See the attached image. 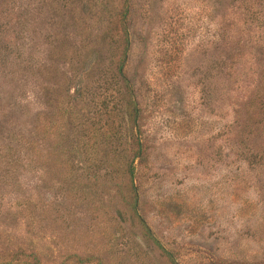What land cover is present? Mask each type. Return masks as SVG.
<instances>
[{"label": "rangeland", "instance_id": "374dc122", "mask_svg": "<svg viewBox=\"0 0 264 264\" xmlns=\"http://www.w3.org/2000/svg\"><path fill=\"white\" fill-rule=\"evenodd\" d=\"M126 3L141 214L180 264L264 260V0ZM121 6L0 0V264H163L114 185L69 167L91 93L109 92Z\"/></svg>", "mask_w": 264, "mask_h": 264}, {"label": "trees", "instance_id": "16d2710c", "mask_svg": "<svg viewBox=\"0 0 264 264\" xmlns=\"http://www.w3.org/2000/svg\"><path fill=\"white\" fill-rule=\"evenodd\" d=\"M127 0H122L121 9L117 13L116 35L114 41V53L112 68L108 76L102 79L104 92L93 91L97 101L96 112L98 117L86 116L84 121L77 123V144L84 147L86 156L77 163H71L69 167L74 170L82 168L84 178L90 183H112L119 193L121 208L117 210V218L120 221H128L131 227L137 228L145 243L162 259L163 264H180L166 247L154 236L151 227L141 214L140 195L138 185L135 184V162L143 154L142 138L139 134L140 107L135 95L133 85L125 73V63L129 49V33L127 29ZM114 59V60H113ZM100 80V79H99ZM100 82V81H99ZM100 86V85H99ZM86 89H76L81 98L86 95ZM102 96L99 100V96ZM95 100V99H94ZM104 116V118H99ZM63 117V112L59 118ZM60 124L56 123L55 136H59ZM41 130L47 132V125L43 123ZM100 142L109 143V148L102 158L97 161L91 157L90 151L96 148ZM62 140H56V145L61 146ZM75 154L74 149H72ZM124 161V167H119L118 158ZM106 164L107 172L101 176L102 164ZM82 164H84L82 166ZM111 184V185H112ZM29 264H40L34 256ZM242 264H264V260Z\"/></svg>", "mask_w": 264, "mask_h": 264}]
</instances>
